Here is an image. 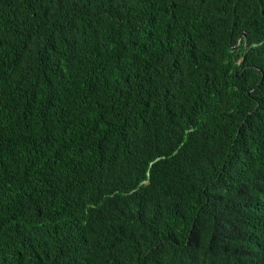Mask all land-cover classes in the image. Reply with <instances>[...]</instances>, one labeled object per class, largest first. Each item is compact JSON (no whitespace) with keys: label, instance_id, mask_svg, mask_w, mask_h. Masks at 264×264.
Returning a JSON list of instances; mask_svg holds the SVG:
<instances>
[{"label":"trees","instance_id":"1","mask_svg":"<svg viewBox=\"0 0 264 264\" xmlns=\"http://www.w3.org/2000/svg\"><path fill=\"white\" fill-rule=\"evenodd\" d=\"M0 264H264V0H0Z\"/></svg>","mask_w":264,"mask_h":264}]
</instances>
